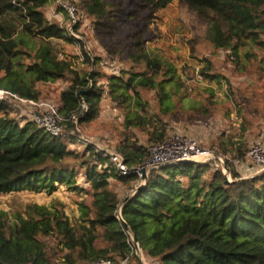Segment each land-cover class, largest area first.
Here are the masks:
<instances>
[{
	"label": "trees",
	"instance_id": "1",
	"mask_svg": "<svg viewBox=\"0 0 264 264\" xmlns=\"http://www.w3.org/2000/svg\"><path fill=\"white\" fill-rule=\"evenodd\" d=\"M51 1L55 0H20L17 6L0 0V88L38 100V83L65 80L59 113L68 117L85 101L89 111L81 121L95 118L103 96V86L98 84L102 75L81 73L73 60L55 50L51 40L75 44L77 39L45 17L43 7ZM68 1L78 14L81 10L105 25L104 0ZM171 1L143 0L154 9ZM178 1L212 22L207 37L215 47H231L236 36L234 51L243 46L264 52V0ZM15 20L20 21V29ZM82 55V64L97 63L85 49ZM24 56L32 61L25 63ZM131 57L136 63L144 62V69L109 76L107 96L124 108L125 128L151 126L148 141H163L167 128L161 116L173 110L164 83L180 87L176 68L147 50ZM200 73L212 77L203 69ZM142 89L155 91L157 113L151 112ZM18 110L9 98L0 99V193L24 189L51 193L63 184L86 191L91 199L79 202V216L73 223L55 205L30 204L25 217L15 212L11 220L0 208V264H57L55 251L40 235L58 238L62 264H92L102 258L113 264L114 259L127 262L134 244L117 218L119 208L149 264H264V170L227 183L222 172L211 171L208 163L149 168L145 180L136 173L121 175L92 146L82 153L71 151L65 139L50 135L30 119H17ZM66 124L70 132L73 127L69 121ZM117 150L132 168L149 156L148 147L127 134ZM80 170L87 187L77 184ZM110 178L126 184L128 190L117 194L110 189ZM135 264L144 263L137 258Z\"/></svg>",
	"mask_w": 264,
	"mask_h": 264
},
{
	"label": "rangeland",
	"instance_id": "2",
	"mask_svg": "<svg viewBox=\"0 0 264 264\" xmlns=\"http://www.w3.org/2000/svg\"><path fill=\"white\" fill-rule=\"evenodd\" d=\"M104 2L108 12L105 25L96 23L79 10L77 30L80 39L75 44L51 40L55 50L73 60L75 68L81 73L87 70L102 75L98 80V84L103 86L99 112L95 118L80 123L82 135L92 143L89 145L100 152L119 153L117 144L126 134L139 145L149 147L157 142L148 141L151 126L125 128L124 108L107 96V78L123 74L131 68L143 70L145 63H136L131 56L147 50L171 62L178 75L175 79L180 80L177 89L174 82L164 83L165 89L170 91L173 106L171 113L161 116L167 128L166 138L174 133L184 134L195 139L203 148L225 155L228 160L224 169L216 167L214 160L206 163L211 165V171L219 169L229 182L257 173L258 168L247 161V152L257 141L264 144V52L243 46L234 51L231 47L238 43L236 36L231 47H215L207 37L212 22L178 0H172L161 9H154L143 0ZM43 12L49 21L65 25L66 13L59 8L56 0L46 4ZM15 22L19 23L20 29V21ZM83 49L96 59V64L89 66L81 63L84 60ZM31 61L29 56H24L25 63ZM201 69L212 77L201 74ZM159 77L162 78V75ZM37 86L41 90L38 100L58 105L66 81L38 83ZM141 93L143 99L149 102L151 112L157 113L155 91L142 89ZM14 116L19 120H31L29 107L15 111ZM85 147L76 140L68 142V148L74 152L82 153ZM82 171L78 172L77 184L87 187ZM128 188L126 184L110 178V189L117 194L123 195ZM90 199V194L84 190L57 184L51 193L25 189L0 193V208L8 213L11 220L15 212L25 217L24 210L30 204L55 205L73 223L79 216V202ZM39 238L53 248L57 264H62L58 238L42 235ZM138 248L137 253L134 244L133 254L127 257L126 264H135L137 258L149 264L150 259L139 245ZM114 260L115 264L122 261Z\"/></svg>",
	"mask_w": 264,
	"mask_h": 264
},
{
	"label": "built area",
	"instance_id": "3",
	"mask_svg": "<svg viewBox=\"0 0 264 264\" xmlns=\"http://www.w3.org/2000/svg\"><path fill=\"white\" fill-rule=\"evenodd\" d=\"M57 4L66 13V23L63 26L69 37L80 39L77 26L79 25L78 10L74 4L68 0H56ZM11 3L21 6L20 0H11ZM91 85V82H89ZM10 99L16 109L29 107L31 120L47 133L54 137H60L67 142L76 140L82 145L92 144L88 138L81 133L80 121L89 111L85 101H81L68 117H63L58 111V105L47 100H32L20 97L8 90L0 88V99ZM69 121L73 127L67 131L66 122ZM77 133V134H76ZM94 148V147H93ZM96 152L101 153L109 158L111 163L121 175L136 173L142 176V169L160 167L163 165H175L184 162H193L203 164L210 160H214L216 167H225V161L228 160L225 155L216 154L212 149L203 148L195 139L179 133H174L160 142L152 143L149 147V156L145 161L136 167H129L124 157L116 152H101L94 148ZM247 161L256 166L257 173L264 170V144L260 141L255 142L247 152ZM117 218H119L120 208L117 210ZM123 260L120 264H125ZM92 264H113L110 259H99Z\"/></svg>",
	"mask_w": 264,
	"mask_h": 264
},
{
	"label": "water",
	"instance_id": "4",
	"mask_svg": "<svg viewBox=\"0 0 264 264\" xmlns=\"http://www.w3.org/2000/svg\"><path fill=\"white\" fill-rule=\"evenodd\" d=\"M147 170L148 168L144 167L142 169V176H141V179L142 180H145L146 179V176H147ZM229 182L227 179H225V183ZM118 220L124 225L126 231L131 235V238H132V241L133 243L135 244V247H136V252L138 253V242H137V239L135 237V235L133 234L132 230L130 229V227L128 226L127 223H125V221L122 219L121 215L119 216Z\"/></svg>",
	"mask_w": 264,
	"mask_h": 264
}]
</instances>
